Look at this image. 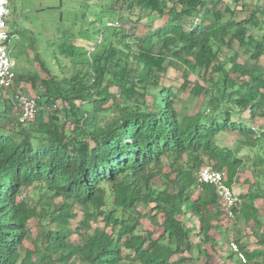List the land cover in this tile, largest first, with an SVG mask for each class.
Listing matches in <instances>:
<instances>
[{
  "label": "trees",
  "instance_id": "16d2710c",
  "mask_svg": "<svg viewBox=\"0 0 264 264\" xmlns=\"http://www.w3.org/2000/svg\"><path fill=\"white\" fill-rule=\"evenodd\" d=\"M59 8L50 17L56 69L37 54L38 73L17 71L14 84L37 93L38 115L23 121L0 100V264H264V0ZM145 18L157 27L122 26ZM101 22L92 47L75 43L93 42ZM225 46L232 53L221 61ZM173 66L185 78L178 89L162 83ZM202 70L205 84H192L190 72ZM184 91L206 106L180 110ZM57 100L63 110L51 109ZM229 132L239 135L235 147L219 143ZM248 161L255 181L243 189L236 182ZM208 165L237 188L232 207L198 180ZM32 220L43 226L35 236Z\"/></svg>",
  "mask_w": 264,
  "mask_h": 264
},
{
  "label": "rangeland",
  "instance_id": "374dc122",
  "mask_svg": "<svg viewBox=\"0 0 264 264\" xmlns=\"http://www.w3.org/2000/svg\"><path fill=\"white\" fill-rule=\"evenodd\" d=\"M62 0H13L11 3V13L14 10V15L10 14L8 16V21L10 23V29L17 31L18 35L20 36V40L14 41L11 46V55L16 60V70L20 74H35L39 71V63L36 61L35 56L38 54L39 57L45 61V63L49 66L54 67L56 69V59H55V46H53V40L55 37L54 31L56 32L54 25L50 17L57 18L60 17L61 11L64 9H60V3ZM49 7H56V8H49ZM159 20L151 22L148 18L141 22H137L135 24H130L128 22H123V27L128 30V32H132L133 34L143 33L147 29V25L150 22L157 27ZM104 22L99 23L96 28L91 29L90 36L92 37L93 42H89L83 38H79L75 41L77 45H81L84 47H92L94 41L100 36L101 31L105 27ZM149 26V25H148ZM150 27V26H149ZM28 28V29H27ZM12 30V31H13ZM31 36V37H30ZM32 42V43H31ZM233 48L235 50L239 49V44L235 42L233 44ZM232 51L228 46L222 48L219 53V57L221 61H224L228 58L229 54ZM242 53V52H241ZM62 54V53H59ZM59 54H57L59 56ZM245 56L241 57V60H244ZM205 74V71L202 70L200 73L197 72H190V81L192 84L196 82H200L201 84H205V80L203 79L202 75ZM204 76V75H203ZM209 77V73L206 75ZM185 78L184 74L181 69L176 66L170 67L167 73L162 78V83L166 86H173L175 88H179L184 83ZM14 88V86H13ZM12 91L17 92L20 89L16 87ZM28 89V87L26 88ZM31 89V88H30ZM23 91V90H22ZM30 91V90H29ZM11 92V90L9 91ZM27 93V91L25 92ZM31 94L37 95L35 91L31 90ZM3 103L0 101V111L3 109ZM61 104V109H64L63 102ZM206 106V101L204 97H194L188 91H184L182 94V99L178 102V108L183 111H198L201 110L203 107ZM16 107V106H15ZM19 109H15L13 111L15 116H19L21 119V115H18L17 111ZM111 117V115L109 116ZM4 118V117H3ZM2 118V119H3ZM259 123H264V119L259 118ZM239 135L235 132L223 133L219 135V143L221 145L232 146L235 147L237 143V139ZM247 150L243 149L241 154H246ZM251 163L252 161H248L245 166L242 167V173L240 175L239 180L236 182V185H242L243 189L245 185L243 184V180L247 177H250L252 181H255L253 178V173L251 170ZM242 183V184H241ZM60 200V199H57ZM141 209L145 211V207L141 206ZM96 223V222H95ZM96 225V224H95ZM30 226L32 229V235L35 234L42 229V225L39 224L36 220H32L30 222ZM246 230V227L243 226ZM235 230L229 231L230 241L234 239ZM77 236L73 235L72 240H77ZM32 242L30 240L25 241V247H31Z\"/></svg>",
  "mask_w": 264,
  "mask_h": 264
},
{
  "label": "built area",
  "instance_id": "2783aa9c",
  "mask_svg": "<svg viewBox=\"0 0 264 264\" xmlns=\"http://www.w3.org/2000/svg\"><path fill=\"white\" fill-rule=\"evenodd\" d=\"M10 0H0V100L8 97L9 91L13 88L17 78L16 60L11 55L10 46L14 41L19 40L18 33L10 29L8 16L10 15ZM109 26H120L119 21L107 23ZM12 101L21 110V120L32 121L36 118L40 110V98L19 90L11 97ZM61 101L52 103L51 109H61ZM198 180L203 183L215 185L219 195L229 207L235 205L237 200V188L226 182V173L222 170H216L211 166H205L197 173ZM235 184V183H234ZM232 216V212L230 211ZM231 248L235 250L239 257L245 261V255L239 248V245L231 241Z\"/></svg>",
  "mask_w": 264,
  "mask_h": 264
},
{
  "label": "crops",
  "instance_id": "0c3cea01",
  "mask_svg": "<svg viewBox=\"0 0 264 264\" xmlns=\"http://www.w3.org/2000/svg\"><path fill=\"white\" fill-rule=\"evenodd\" d=\"M14 88H15V87H14ZM14 88H13V89H14ZM14 93H15V91L13 92L12 89H11V92H9V95H8V97H7L8 99H6V100L11 101L12 99H11L10 97H11Z\"/></svg>",
  "mask_w": 264,
  "mask_h": 264
}]
</instances>
